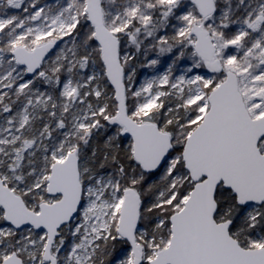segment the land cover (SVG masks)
<instances>
[{"label":"snow or ice","instance_id":"6c2138e0","mask_svg":"<svg viewBox=\"0 0 264 264\" xmlns=\"http://www.w3.org/2000/svg\"><path fill=\"white\" fill-rule=\"evenodd\" d=\"M0 264H264V0H0Z\"/></svg>","mask_w":264,"mask_h":264}]
</instances>
